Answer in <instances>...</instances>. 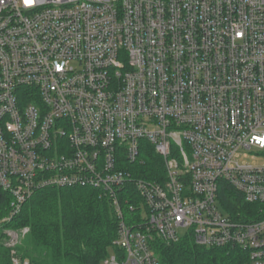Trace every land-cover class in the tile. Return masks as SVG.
<instances>
[{"label":"built area","instance_id":"obj_1","mask_svg":"<svg viewBox=\"0 0 264 264\" xmlns=\"http://www.w3.org/2000/svg\"><path fill=\"white\" fill-rule=\"evenodd\" d=\"M147 146L159 178L134 173ZM262 151L264 0L0 3L9 219L39 189L87 187L118 219L101 264H159L154 242L186 237L264 264Z\"/></svg>","mask_w":264,"mask_h":264},{"label":"trees","instance_id":"obj_2","mask_svg":"<svg viewBox=\"0 0 264 264\" xmlns=\"http://www.w3.org/2000/svg\"><path fill=\"white\" fill-rule=\"evenodd\" d=\"M134 173L145 178L163 174L161 159L147 146ZM11 195L0 187V220L10 216L14 207ZM7 226L27 227L18 246L19 256L31 264H101L114 250L118 219L109 199L87 187L37 190L13 213ZM159 264H241L238 249L205 247L191 238L175 243L155 241ZM11 248L0 240V264L10 263Z\"/></svg>","mask_w":264,"mask_h":264},{"label":"rangeland","instance_id":"obj_3","mask_svg":"<svg viewBox=\"0 0 264 264\" xmlns=\"http://www.w3.org/2000/svg\"><path fill=\"white\" fill-rule=\"evenodd\" d=\"M261 153H264L263 151ZM255 162L257 164H264V154L256 157ZM251 161V160H250ZM8 216H3L0 220V240L9 248L14 249L16 254H19L18 246H20L22 240L28 232L27 227H12L7 226ZM111 250L110 252H112Z\"/></svg>","mask_w":264,"mask_h":264},{"label":"snow or ice","instance_id":"obj_4","mask_svg":"<svg viewBox=\"0 0 264 264\" xmlns=\"http://www.w3.org/2000/svg\"><path fill=\"white\" fill-rule=\"evenodd\" d=\"M3 2V0H0V3H2ZM32 2V0H24V3L25 4H30Z\"/></svg>","mask_w":264,"mask_h":264}]
</instances>
